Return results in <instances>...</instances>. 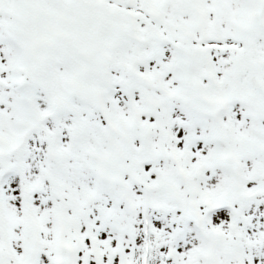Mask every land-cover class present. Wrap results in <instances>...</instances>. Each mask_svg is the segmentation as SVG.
Returning <instances> with one entry per match:
<instances>
[{
  "label": "snow or ice",
  "instance_id": "1",
  "mask_svg": "<svg viewBox=\"0 0 264 264\" xmlns=\"http://www.w3.org/2000/svg\"><path fill=\"white\" fill-rule=\"evenodd\" d=\"M0 264H264V0H0Z\"/></svg>",
  "mask_w": 264,
  "mask_h": 264
}]
</instances>
